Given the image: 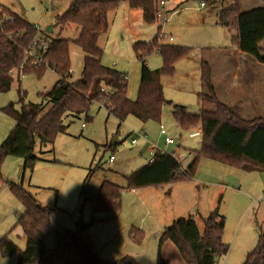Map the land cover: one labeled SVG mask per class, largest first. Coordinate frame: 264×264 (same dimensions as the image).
I'll return each instance as SVG.
<instances>
[{"label": "rangeland", "instance_id": "obj_1", "mask_svg": "<svg viewBox=\"0 0 264 264\" xmlns=\"http://www.w3.org/2000/svg\"><path fill=\"white\" fill-rule=\"evenodd\" d=\"M172 1L169 0L166 6L170 12L162 21L153 25H147L143 21L140 10L130 9L126 2H122L109 15L108 33L99 39L98 47L103 53L102 65L110 69L115 66L114 69L127 75L128 96L135 100L141 65L133 46L138 42L152 41L158 32V26H161V32L167 36L164 42L193 49L189 57L177 63L173 76L164 77L166 98L176 105H185L192 114L198 113L201 107L213 109L210 105L201 106L197 97V93L203 91L199 81L200 60L205 59L214 64L216 88L221 99L227 101L224 96L226 94L228 101L236 108L232 104L234 98L239 95L244 97L250 91L253 74L259 63L250 56L236 57L233 53L230 55L231 65L225 69L220 66V56L227 55L232 48L231 40L235 30L218 25L217 12L232 6L234 0H215L204 8L201 7V0H182L176 10V7L170 5ZM241 3L244 9L264 6V0H241ZM0 4L48 35L45 30L54 25L57 16L69 9L71 0H0ZM49 35L51 38L60 36L70 40L71 81L79 80L85 53L75 43L79 36L77 27L70 26L64 30L54 27V33ZM169 38L173 42H169ZM260 46L264 49V42ZM147 60L151 69L162 66V59L157 53H152ZM31 64L28 63L29 66ZM236 74L238 81L235 80ZM16 76L13 75L15 80L11 90L0 94V109L9 103H16V109H19V85L27 93L25 101L38 104L41 102L39 94L47 92L57 81V76L50 69H47L41 79L35 75L20 77V84ZM75 97L78 100L79 96L75 94ZM96 104L99 106L103 103ZM96 104L90 110L92 121H85L82 117L65 121V124L70 125L69 135H58L54 143V154L46 155L48 159L56 162H39L32 174L29 171L24 172L21 159L8 156L3 163L1 173L5 181L23 183L24 188L41 202V206L53 209V229L44 242L47 249L55 246L57 232L75 231L79 221L87 223L93 218L110 216L109 213H92L82 192L79 194L81 188H90L96 194L104 178L119 186H125V177L151 159L152 147L166 149L164 136L159 133L160 126L175 140L176 144L168 146V150H175L183 167L186 168L192 161L189 152L201 148V134L192 135L197 132V128L181 130L172 118L169 105L163 109L160 123L150 121L145 128L133 116H128L120 124ZM261 115H264L263 112L256 109L242 117L251 119ZM14 125V119L0 111V145ZM143 132L146 133L148 142ZM115 140L117 144H114ZM132 140L137 143L133 144ZM39 144L37 141L36 155L39 154ZM47 147L51 148V145ZM111 155L115 158L112 165L109 163ZM89 167V170L97 169L90 174ZM87 174L92 176L82 186ZM30 184L42 189L35 194ZM149 188L152 189L123 194L120 215L116 219L94 223L90 227L88 232L94 240L95 250L104 261L115 262L131 256L139 264H156L163 227H169L180 218H192L203 232V220L217 207L219 196H222L219 211L225 218L223 241L229 246V251L218 264H243L247 254L256 247L259 233L264 229V172L247 173L215 161L201 159L194 181L175 186L171 199L155 196L170 189L164 186ZM24 212V207L12 195L9 186L0 184V238L8 235L21 251L26 248V239L22 228L16 224ZM131 229L144 233L142 241L137 243L130 237ZM160 256L170 264H188L182 260L178 249L170 241L162 245ZM17 260L18 254L5 259L0 257V264H17Z\"/></svg>", "mask_w": 264, "mask_h": 264}, {"label": "trees", "instance_id": "obj_2", "mask_svg": "<svg viewBox=\"0 0 264 264\" xmlns=\"http://www.w3.org/2000/svg\"><path fill=\"white\" fill-rule=\"evenodd\" d=\"M161 0H71L69 9L55 19L54 27L61 30L77 27L79 33L75 42L85 53L81 78L70 79V40L57 36L52 39L50 50L45 55L48 68L29 66L26 51L37 35L36 26L0 4V94L11 90L13 70H22L24 76L35 75L41 79L47 69L57 76L55 84L39 94L41 102L27 103L26 91L21 85L17 90L19 109L16 103H9L0 111L12 117L15 126L0 145V184H6L12 195L24 207L17 226L22 228L26 248L21 251L8 235L0 238V257L5 259L18 254L17 264H138L135 258L125 256L119 261H104L95 250L94 240L89 229L94 223L114 218L122 210V195L125 191L141 190L194 180L201 159H208L247 173L264 172V117L242 118L233 107L221 102L212 82V68L201 61V85L198 94L202 107L192 114L182 105L168 101L164 96L162 78L175 74L176 64L190 56L191 47L176 46L159 42L161 26L150 42H138L133 51L141 65L140 84L135 100L128 97L127 75L102 65V50L98 47L101 36L109 31V14L126 2L130 9L140 10L147 25L157 23L156 14ZM214 3L215 0H205ZM218 24L235 28L231 50L252 57L264 65V6L244 10L241 0L220 9ZM157 53L162 59V67L152 70L147 59ZM20 84V76L17 75ZM79 95L82 100H76ZM103 103V107L120 124L128 116L142 123H160L165 106H171L174 121L183 131L201 129V148L191 152L192 161L183 168L178 158L169 152L156 149L154 156L145 166L125 177L126 185L119 186L104 180L97 194L90 188L82 194L88 201L92 213H109L111 218L95 219L77 223L75 231H60L55 235V246L47 249L44 242L52 231L53 209L41 206L38 200L27 191L23 183L5 181L1 170L8 156L23 161L24 172L32 174L40 158L35 154L36 142L41 146H53L58 135L65 134L68 119L82 117L92 121L90 110L93 104ZM97 169V168H96ZM90 170V174L94 172ZM89 177L86 180L88 183ZM222 196L217 207L203 220L204 231L199 230L192 218H180L166 227L159 239L156 264H170L161 259L160 250L166 241L178 249L182 260L188 264H218L229 251L224 243L225 218L220 214ZM130 237L137 243L144 233L131 229ZM243 264H264V229L259 233L256 247L247 254Z\"/></svg>", "mask_w": 264, "mask_h": 264}, {"label": "crops", "instance_id": "obj_3", "mask_svg": "<svg viewBox=\"0 0 264 264\" xmlns=\"http://www.w3.org/2000/svg\"><path fill=\"white\" fill-rule=\"evenodd\" d=\"M182 0H173L171 3H170V5H172V7H176L174 10H176L179 6H180V2H181ZM173 2H176V4H173ZM2 5V4H1ZM3 6V5H2ZM5 7V6H4ZM260 7H262V6H260ZM7 8V7H6ZM244 9V8H243ZM174 10H172V11H174ZM244 10H250V9H244ZM12 11V10H11ZM218 12H219V10H218ZM218 12H217V23H218ZM112 13V12H111ZM110 15V14H109ZM110 17V16H109ZM216 20V19H215ZM215 24H216V22H215ZM219 25V24H218ZM52 26V25H51ZM48 27H50V26H48ZM47 27V28H48ZM52 28H53V26H52ZM228 28V27H227ZM234 30H235V34H236V29L234 28ZM45 32H46V30H45ZM52 33H54V28H53V32ZM50 33H48V36L50 37V35H49ZM234 34V35H235ZM233 35V36H234ZM102 37V36H101ZM100 37V38H101ZM51 38V37H50ZM264 41H262V43H263ZM99 43V42H98ZM167 43V42H166ZM262 43L260 44V45H262ZM173 45H175V44H173ZM176 46H182V45H176ZM261 47V46H260ZM223 53V52H222ZM228 54L226 55V54H223L222 56H220V66H221V68L222 69H225V68H227L229 65H231V57H230V55H232L233 53L234 54H236V57H240L241 55L242 56H247V55H245V54H243V53H241L240 51H233V50H229V52H227ZM157 55H159V54H157ZM160 56V55H159ZM201 61H205V62H207L210 66H211V68H212V82H213V85H214V87H215V92H216V95H217V97H218V99L221 101V102H223V103H225V104H227L228 106H233V105H231V103H230V101H228V96L225 94L224 96L226 97L225 98V100H227V101H224V100H222L221 99V97H220V94L218 93V91H217V88H216V81H215V69H214V64L212 63V62H210V61H206L205 59L204 60H200V63H201ZM147 63H148V60H147ZM259 66H257V69H256V71L254 72V77H253V81H252V84H251V87H250V91L246 94V95H244V97H242V96H236L235 98H234V101L232 102V104H234L235 106H236V108H234V106H233V108L236 110V112L242 117V115L244 116V114H247V113H249V112H251V111H254V110H259V111H261V112H263V114H264V65H262V64H258ZM149 66V65H148ZM162 67V66H161ZM160 67V68H161ZM176 67H177V64H176ZM114 68H116L115 66H114ZM114 68H112V69H114ZM150 68V67H149ZM151 69V68H150ZM157 69H159V68H157ZM114 70H116V69H114ZM152 70H155V69H152ZM116 71H118V70H116ZM119 73H121V74H125V73H123V72H120V71H118ZM126 75V74H125ZM17 77V76H16ZM200 77H201V68H200V71H199V81H200ZM164 79H166V78H162V80H161V82H162V86H163V89H164ZM235 80L236 81H238L239 80V78H238V75L236 74L235 75ZM69 82H74V81H71V75H70V79L68 80ZM200 83H201V81H200ZM139 84H140V77H139ZM138 89H139V86H138ZM228 91H230L229 89H228ZM137 92H138V90H137ZM200 92H202V91H200ZM200 92H198L197 93V97H198V94L200 93ZM79 96V95H78ZM164 96H165V92H164ZM129 97V96H128ZM76 98V97H75ZM165 98H166V96H165ZM130 99V98H129ZM167 99V98H166ZM78 100L79 101H81L82 100V98L79 96L78 97ZM132 100V99H131ZM168 100V99H167ZM168 101H170L171 103H173V101H171V100H168ZM201 103V102H200ZM96 104V103H95ZM100 104V103H99ZM173 104H175V103H173ZM97 105V104H96ZM178 105H181V104H178ZM98 106V105H97ZM183 106H185V105H183ZM201 106H207L208 107V105L207 104H202L201 103ZM171 107V106H170ZM98 108L99 109H104V108H102L101 107V105H99L98 106ZM187 108V107H186ZM200 108V107H199ZM202 108V107H201ZM200 108V109H201ZM207 109H209V108H207ZM108 113V112H107ZM91 116V115H90ZM92 117V116H91ZM108 117V116H107ZM112 117V116H111ZM260 117H264V115H261ZM243 118V117H242ZM254 118V117H253ZM115 119V118H114ZM246 119V118H245ZM144 124V127L146 128V126L148 125V123H143ZM15 126V125H14ZM69 127H70V125H69ZM69 127H68V129H67V131H66V133L65 134H61V135H69V133H68V130H69ZM159 133H160V129H159ZM198 134H201V129L200 128H197V132L196 133H194V134H192V135H198ZM143 135H144V137H145V139H146V142H148V140H147V136H146V133L145 132H143ZM161 135V134H160ZM162 136V135H161ZM170 137V136H169ZM172 138V137H171ZM114 144H117V140H115L114 141ZM172 146H174V145H172ZM154 147H156V149H158V150H163V149H161V148H159V147H157V146H154ZM170 147V146H169ZM168 146L166 147V150L167 151H169L168 150V148H169ZM35 150H36V148H35ZM55 149H54V145L53 146H51V148H48L47 147V145L46 146H41V145H39V154H37V156L40 158V161L39 162H44V163H51V162H56V160H51V159H48L47 157H46V155L47 154H54V151ZM170 153H172V154H175L176 155V153H175V150H173L172 149V151H169ZM192 152V151H191ZM191 152H189L190 154V156L191 157H193L192 156V154H191ZM38 162V163H39ZM114 162H115V160H114ZM113 162V163H114ZM112 163V164H113ZM112 164H110V165H112ZM182 164V163H181ZM143 166H145V165H143ZM183 166V165H182ZM142 168V167H141ZM183 168H185V167H183ZM90 169V167L88 168V170ZM90 171V170H89ZM89 174V173H88ZM87 174V176H86V178L84 179V181H83V184H82V186H84L85 184H86V180H87V178H88V175ZM92 175H90V177H91ZM196 176H197V173H196ZM195 176V177H196ZM90 177H89V179H90ZM195 179V178H194ZM104 180H106V178H104L102 181H101V183L99 184V187H98V189H97V191H96V194H97V192H98V190H99V188H100V186H101V184L103 183V181ZM194 181V180H193ZM192 182V181H191ZM191 182H181V183H174V184H169V185H164V187L165 188H168V189H170V190H168V192H163V193H157L155 196H156V198L158 197V198H163V197H165V198H167V199H171L172 197H173V194H174V191H173V188L175 187V186H179V185H181V184H189V183H191ZM219 184H221V183H219ZM31 185V184H30ZM30 187H32L33 188V190L35 191V194H38V190H40V189H42L40 186H37V185H31ZM146 189H152V188H146ZM153 189H155V188H153ZM82 188H81V190H80V192H79V194H81V192H82ZM136 191H138V190H132V191H125V192H123V194H125V193H131V192H136ZM169 191H170V193H171V195H169ZM31 193V192H30ZM93 195H95L94 193H93ZM220 197V196H219ZM35 198H37V197H35ZM219 199V198H218ZM38 200V199H37ZM38 203L40 204L41 202L38 200ZM217 203H218V201H217ZM216 206H217V204H216ZM215 206V207H216ZM47 207V206H46ZM214 207V208H215ZM120 215V213L118 214V215H116L114 218H112V219H110V220H113V219H116L118 216ZM103 218H111V215L109 216V217H103ZM95 219H102V218H95ZM110 220H107V221H110ZM103 222H106V221H103ZM174 222V221H173ZM172 222V223H173ZM164 229H163V232H164V230H165V228L166 227H163ZM225 231V230H224ZM162 232V233H163ZM162 235V234H161ZM134 258V257H133ZM137 261V260H136ZM139 264V263H138Z\"/></svg>", "mask_w": 264, "mask_h": 264}, {"label": "built area", "instance_id": "obj_4", "mask_svg": "<svg viewBox=\"0 0 264 264\" xmlns=\"http://www.w3.org/2000/svg\"><path fill=\"white\" fill-rule=\"evenodd\" d=\"M200 2H201L202 8L206 7L207 4L209 3L205 0H201ZM168 4H169V0H161L159 2L157 14H156L157 23L162 21L165 18V15L170 12L169 10L166 9V6H168ZM36 30H37V35L33 39L31 47L26 51V57L29 60V63L30 62L32 63L31 66H44L45 65L48 68V62L45 60V55L51 48L52 39L48 35H45L43 31H40L38 27H36ZM161 31H162V27H161ZM161 31L159 34V42L166 41L167 39V36L165 37V35ZM169 42H173V39L169 38ZM14 74L19 75L20 77L24 76L22 73V70L11 71V75L13 76ZM101 107H103V104L101 105ZM160 134L164 136L166 146H172L176 144L175 140L167 135L163 126H160ZM132 143L136 144L137 142L136 140H132ZM155 151H156V147H152L150 149L151 159L148 162L152 160ZM162 151L169 152L166 149H163ZM114 160H115L114 156L111 155L109 157V163L112 164Z\"/></svg>", "mask_w": 264, "mask_h": 264}, {"label": "water", "instance_id": "obj_5", "mask_svg": "<svg viewBox=\"0 0 264 264\" xmlns=\"http://www.w3.org/2000/svg\"><path fill=\"white\" fill-rule=\"evenodd\" d=\"M53 32V28H52V26H50V27H48L47 29H46V33L48 34V33H52Z\"/></svg>", "mask_w": 264, "mask_h": 264}]
</instances>
